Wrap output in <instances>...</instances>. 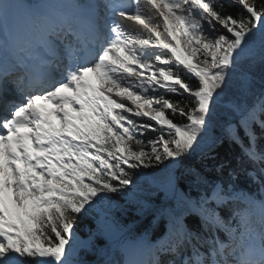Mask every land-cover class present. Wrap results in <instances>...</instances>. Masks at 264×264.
Segmentation results:
<instances>
[{
  "label": "snow or ice",
  "instance_id": "6c2138e0",
  "mask_svg": "<svg viewBox=\"0 0 264 264\" xmlns=\"http://www.w3.org/2000/svg\"><path fill=\"white\" fill-rule=\"evenodd\" d=\"M261 137L264 0H0V264H264Z\"/></svg>",
  "mask_w": 264,
  "mask_h": 264
},
{
  "label": "trees",
  "instance_id": "16d2710c",
  "mask_svg": "<svg viewBox=\"0 0 264 264\" xmlns=\"http://www.w3.org/2000/svg\"><path fill=\"white\" fill-rule=\"evenodd\" d=\"M229 11H230V9H229ZM181 75L186 80V82H188L190 84H193V83L196 82V78L195 77H192L191 79H189L191 74L186 73V70H182L181 71ZM159 91H163V90H159ZM166 95H167V97L169 99H173V100L180 99V97L176 96L175 94L167 93ZM168 114L171 115L170 110L168 111ZM174 119L176 120V122H186V121L183 120V118L179 117L178 115L175 116ZM155 135H157V134L149 132L147 135L139 137V138L142 139L143 141H145V143H146L149 139H152ZM245 142H247V141H245ZM257 147L261 148V149H264V137H261L260 139H258ZM222 152H226L228 154L229 158L233 160V164L234 165L236 163L235 158L236 157H240V155H241L240 147L238 145H236V144H229L227 141H225V144L223 146ZM240 167L241 168H246V167H251V166L247 165V164H241ZM144 171L148 172L149 170H144ZM145 179H146V177L141 176L140 182L143 183ZM237 183L241 187L248 188L249 191H255L256 188H257V185L251 184V182L246 179L245 174L243 172L240 173V177H239ZM131 190H132L131 187H129V191H131ZM113 195H116L117 203H122L123 202L124 197H121V196H119L117 194H113ZM88 221H90V223L86 221V222H84L82 224H78L77 225L78 234L81 235L82 237L85 236V234H86V232H87V230L89 228L95 227V220L92 217H89Z\"/></svg>",
  "mask_w": 264,
  "mask_h": 264
},
{
  "label": "rangeland",
  "instance_id": "374dc122",
  "mask_svg": "<svg viewBox=\"0 0 264 264\" xmlns=\"http://www.w3.org/2000/svg\"><path fill=\"white\" fill-rule=\"evenodd\" d=\"M160 29H162V28H160ZM178 37H179V33H178ZM174 43H179V39H178V42L174 41ZM198 55H199V54H198ZM194 62L197 63L198 66H202V65H200L199 61H195V60H194ZM150 71H151V70H149V72H150Z\"/></svg>",
  "mask_w": 264,
  "mask_h": 264
}]
</instances>
